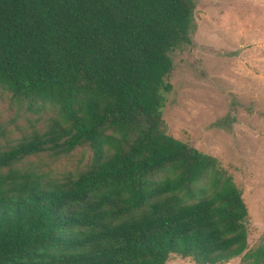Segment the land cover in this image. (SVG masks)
Masks as SVG:
<instances>
[{"label":"trees","instance_id":"16d2710c","mask_svg":"<svg viewBox=\"0 0 264 264\" xmlns=\"http://www.w3.org/2000/svg\"><path fill=\"white\" fill-rule=\"evenodd\" d=\"M194 28L193 0H0V91L50 115L0 147V264H264L241 190L162 117ZM85 144L90 166L60 181L15 167Z\"/></svg>","mask_w":264,"mask_h":264},{"label":"rangeland","instance_id":"374dc122","mask_svg":"<svg viewBox=\"0 0 264 264\" xmlns=\"http://www.w3.org/2000/svg\"><path fill=\"white\" fill-rule=\"evenodd\" d=\"M190 45L170 54L163 120L173 138L216 158L241 190L248 216L247 251L264 250V0H193ZM42 118L0 91V147L15 144ZM92 162L88 145L52 158L41 153L15 165L63 180ZM166 264H195L171 255ZM222 264H251L237 257Z\"/></svg>","mask_w":264,"mask_h":264}]
</instances>
